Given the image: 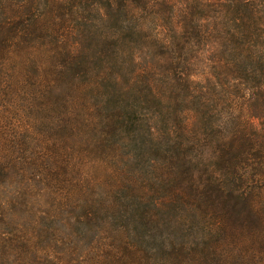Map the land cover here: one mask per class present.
Here are the masks:
<instances>
[{
	"label": "trees",
	"instance_id": "1",
	"mask_svg": "<svg viewBox=\"0 0 264 264\" xmlns=\"http://www.w3.org/2000/svg\"><path fill=\"white\" fill-rule=\"evenodd\" d=\"M0 264H264V0H0Z\"/></svg>",
	"mask_w": 264,
	"mask_h": 264
},
{
	"label": "rangeland",
	"instance_id": "2",
	"mask_svg": "<svg viewBox=\"0 0 264 264\" xmlns=\"http://www.w3.org/2000/svg\"><path fill=\"white\" fill-rule=\"evenodd\" d=\"M2 111H3V110H2ZM253 124H254L255 126L258 125V121H257V119H254V120H253Z\"/></svg>",
	"mask_w": 264,
	"mask_h": 264
}]
</instances>
